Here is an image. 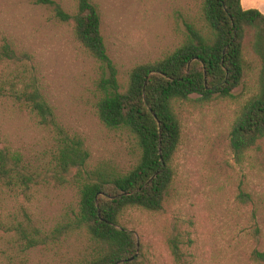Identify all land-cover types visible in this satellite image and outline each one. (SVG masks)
I'll use <instances>...</instances> for the list:
<instances>
[{
	"label": "rangeland",
	"instance_id": "1",
	"mask_svg": "<svg viewBox=\"0 0 264 264\" xmlns=\"http://www.w3.org/2000/svg\"><path fill=\"white\" fill-rule=\"evenodd\" d=\"M72 12L75 0H55ZM98 5L101 28L118 77L136 64L159 58L177 45L180 13L199 0H91ZM264 6V0H254ZM256 8V6H254ZM10 44L18 60L0 59V145L19 151L39 165L49 136L10 93L21 80L34 78L58 121L79 134L87 146L89 167L127 170L134 149L127 133L105 127L94 112L100 70L81 47L70 23L59 21L33 0H0V45ZM242 83L226 99L187 102L181 110L182 137L175 154L174 187L162 212L127 210L122 223L141 245L138 264H174L167 239L175 230L188 233L195 264H254L253 249L264 251V137L239 158L228 146L229 128L239 106L257 89L258 63L248 60ZM192 97H196L193 95ZM240 190L250 193L256 208L241 204ZM72 184H42L27 195L0 186V264H77L88 239L74 234L55 243L20 252L12 219L25 211L49 231L76 209ZM11 229V230H9Z\"/></svg>",
	"mask_w": 264,
	"mask_h": 264
},
{
	"label": "trees",
	"instance_id": "2",
	"mask_svg": "<svg viewBox=\"0 0 264 264\" xmlns=\"http://www.w3.org/2000/svg\"><path fill=\"white\" fill-rule=\"evenodd\" d=\"M61 22L70 23L81 47L95 60L100 75L94 112L107 128L129 136L134 162L127 170L89 167L90 152L83 138L58 121L31 78L10 93L49 136L45 158L39 165L8 145H0V186L21 194L42 184H72L78 201L49 231L24 211L22 220L9 224L19 251L84 234L88 245L77 264H138L141 245L135 232L122 222L127 210L162 212L174 187V158L182 137L181 110L187 102L231 98L242 83L252 59L258 63L257 89L239 106L229 128L228 146L239 158L264 137V14L243 8L240 0H199L194 9L180 13L177 45L159 58L133 66L125 79L110 56L101 28L98 5L75 0L72 12L55 0H33ZM18 60L9 43L0 45V59ZM196 95V97H192ZM241 204L252 205L253 231L256 208L250 193L240 190ZM11 230V229H9ZM188 233L175 230L167 239L174 264H195ZM254 264H264V251L253 249ZM132 258V259H129Z\"/></svg>",
	"mask_w": 264,
	"mask_h": 264
},
{
	"label": "crops",
	"instance_id": "3",
	"mask_svg": "<svg viewBox=\"0 0 264 264\" xmlns=\"http://www.w3.org/2000/svg\"><path fill=\"white\" fill-rule=\"evenodd\" d=\"M240 2L243 8H255L254 6H256V9L264 14V6L255 3L254 0H240Z\"/></svg>",
	"mask_w": 264,
	"mask_h": 264
},
{
	"label": "water",
	"instance_id": "4",
	"mask_svg": "<svg viewBox=\"0 0 264 264\" xmlns=\"http://www.w3.org/2000/svg\"><path fill=\"white\" fill-rule=\"evenodd\" d=\"M129 259H132V258H129Z\"/></svg>",
	"mask_w": 264,
	"mask_h": 264
}]
</instances>
